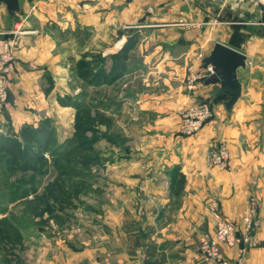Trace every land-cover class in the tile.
Segmentation results:
<instances>
[{
    "label": "crops",
    "instance_id": "obj_1",
    "mask_svg": "<svg viewBox=\"0 0 264 264\" xmlns=\"http://www.w3.org/2000/svg\"><path fill=\"white\" fill-rule=\"evenodd\" d=\"M69 1L72 6L68 9H63L60 0L42 8L44 3L40 9H36V1H28L41 25L36 28L30 22L21 23L25 31L21 52L40 48L44 35L40 29L45 24L41 12H85L90 27L111 28L122 40L112 48L108 45L105 49H110L102 58L111 63L126 46L129 49L122 75L132 73L133 81L152 77L162 85L152 89L146 82L147 89L122 93V99L131 100L121 105L123 109L131 107L134 135L142 146L153 145L154 151L124 150L115 160L117 164H132L129 192L133 196L122 204L131 210L132 232H116L113 245L104 239L79 250L70 238L56 236L57 245L37 251L33 264H143L146 259L163 264H208L200 244L216 226L211 203L217 201L221 214L240 226L253 194L259 200L260 218V226L252 232L254 244L241 240L234 247L221 245V251L233 263L264 264V9L257 0ZM180 19L189 24L178 25ZM3 20L11 21V16L2 5L0 23ZM56 22L60 23L58 19ZM0 28V32L6 30L3 25ZM216 42L247 56L246 68L238 70L241 96L231 113L223 104L227 95L213 102L215 119L194 136H184L179 132L183 111L197 99H209L213 87L203 84L196 91L188 90V67L201 70L198 54L208 56ZM33 73L41 77L42 71ZM220 137L229 142V169L207 162L211 140ZM176 175L185 177L179 192L174 183L160 184ZM138 193L142 199L135 196Z\"/></svg>",
    "mask_w": 264,
    "mask_h": 264
},
{
    "label": "rangeland",
    "instance_id": "obj_2",
    "mask_svg": "<svg viewBox=\"0 0 264 264\" xmlns=\"http://www.w3.org/2000/svg\"><path fill=\"white\" fill-rule=\"evenodd\" d=\"M35 1L36 9L57 2H32ZM60 1L63 9L71 8L69 0ZM22 3L20 12L11 17V21L0 23V27L3 25L6 29L2 32L15 28L24 31L22 24L26 22L36 28L41 25L39 17L33 15L34 7L27 4V0ZM41 14L45 24L40 29L44 33L40 48L22 53L24 34L15 40L13 55L15 67L16 63L19 65L18 75L12 72L13 85L0 109V136L15 137L24 124L53 126L60 143L70 137H75L77 143L87 141L84 147H91L87 152L91 162L83 163L80 157H75L74 161L62 153L54 156L46 153L43 163L23 170L11 156L0 159V264H33L37 251L50 250L56 244V236L64 240L70 238V243L79 250L96 246L104 239L113 245L116 232H132L131 210L122 208L124 200L129 202L133 196L129 192L133 184L132 164L128 161L117 164L115 160L124 150H141L147 154L154 151L153 145L150 146L153 150L142 146L134 135L131 107L123 109L122 106V103L130 104L131 100L122 99V93L147 89L146 82L152 89L162 85L152 77L146 80L136 77L138 79L133 81L132 73L107 83L85 77L89 68L111 71L113 62L104 60L101 64L100 57L110 49H105L108 45L112 48L122 38L111 28L90 27L85 22V12ZM6 37L12 36L6 34ZM33 71H42L41 77H36ZM61 97H68L73 105H62ZM20 113L25 116L20 118ZM220 139L225 140L230 151L225 137L211 140L209 151ZM168 180L160 184L174 183L178 186L177 192L185 184V177L181 175ZM135 196L142 199L139 193ZM253 199L257 202L256 217L260 221L256 195L250 196L245 213L253 205ZM259 226L260 222L257 228Z\"/></svg>",
    "mask_w": 264,
    "mask_h": 264
},
{
    "label": "built area",
    "instance_id": "obj_3",
    "mask_svg": "<svg viewBox=\"0 0 264 264\" xmlns=\"http://www.w3.org/2000/svg\"><path fill=\"white\" fill-rule=\"evenodd\" d=\"M190 2L192 0H184ZM261 8L264 9V0H257ZM180 26H187L189 22L180 19L177 22ZM25 31L15 28L9 32H1L3 36L0 38V109L6 100L7 92L13 85L12 72L15 69V59L13 55V46L18 35L24 34ZM10 34L12 37H6ZM201 59L202 69L194 70L191 66L188 67L186 75V87L188 90L196 91L199 86L205 84L206 80L214 73L213 66L209 64L204 67L202 60L204 55L198 54ZM216 116V111L208 98L195 100L182 116L180 122V131L183 135L191 136L197 134L202 128ZM207 161L211 166L220 169H228L231 165V154L225 140H217L210 147L207 156ZM253 205L242 219V224L238 226L233 221L225 218L220 210L217 201L211 203V210L216 217V226L214 233L205 234L201 244L200 251L203 259L208 264H245L242 261L233 263L226 259L221 251V245L225 244L229 247L238 245L241 240L249 245H253L252 232L259 225V219L256 217L257 202L253 199ZM176 264H192L190 262H179Z\"/></svg>",
    "mask_w": 264,
    "mask_h": 264
},
{
    "label": "trees",
    "instance_id": "obj_4",
    "mask_svg": "<svg viewBox=\"0 0 264 264\" xmlns=\"http://www.w3.org/2000/svg\"><path fill=\"white\" fill-rule=\"evenodd\" d=\"M128 49V47L124 46L121 51L113 56V66L109 73L101 67L97 71L89 68L85 77L89 79L92 77L99 78L103 80L101 83L117 80L126 67L123 61L127 59ZM103 61L104 58L100 57L101 64ZM59 100L64 106L73 105L68 97H61ZM218 101H222V97L217 98L214 102ZM74 141L75 137H70L60 143L53 126L40 125L33 127L29 124H24L19 134L15 137L0 136V159L4 160L11 156L23 170H28L36 164L43 163L46 160V153H50L53 156L62 153V155L74 159V161L75 157H80L83 163L90 164L91 158L87 155V152L91 151V147L86 149L84 147L87 141L86 143L85 141L79 143Z\"/></svg>",
    "mask_w": 264,
    "mask_h": 264
},
{
    "label": "water",
    "instance_id": "obj_5",
    "mask_svg": "<svg viewBox=\"0 0 264 264\" xmlns=\"http://www.w3.org/2000/svg\"><path fill=\"white\" fill-rule=\"evenodd\" d=\"M32 2L33 0H28ZM5 6L8 14L15 17L21 10V0H0V6ZM203 66H213L214 73L205 84L213 85L209 102L227 95L223 104L228 113L241 96V82L238 78L239 68H246L247 56L224 43L216 42L208 56L202 60ZM143 264H163L158 260L146 259Z\"/></svg>",
    "mask_w": 264,
    "mask_h": 264
}]
</instances>
